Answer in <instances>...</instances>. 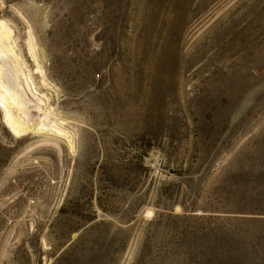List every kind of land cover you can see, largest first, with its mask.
Segmentation results:
<instances>
[{"label": "rangeland", "instance_id": "rangeland-1", "mask_svg": "<svg viewBox=\"0 0 264 264\" xmlns=\"http://www.w3.org/2000/svg\"><path fill=\"white\" fill-rule=\"evenodd\" d=\"M1 21L73 147L0 104V264H264V0H0Z\"/></svg>", "mask_w": 264, "mask_h": 264}, {"label": "bare ground", "instance_id": "bare-ground-1", "mask_svg": "<svg viewBox=\"0 0 264 264\" xmlns=\"http://www.w3.org/2000/svg\"><path fill=\"white\" fill-rule=\"evenodd\" d=\"M12 29L6 22H0V104L6 109L5 121L10 127L11 132L15 135H20L28 131V120L32 116L30 103L38 109V121L33 129L36 131H50L55 136H64L69 140L73 147V141L70 137V131L65 127L61 116L56 112V109L47 105V101L32 89V84H35L33 76L26 75L19 54L16 53L12 44ZM28 46L31 55L37 62V70L40 73L41 80L46 83V71L43 65L38 61L36 54V44L34 37L30 33ZM26 85V86H25ZM36 88V86H34ZM32 95L40 101H44L45 105L33 99ZM35 101V102H34ZM24 115V116H21ZM26 117V118H25ZM34 120V119H33ZM37 126V127H36ZM31 127V126H30Z\"/></svg>", "mask_w": 264, "mask_h": 264}]
</instances>
